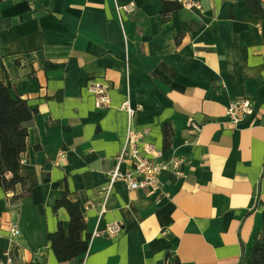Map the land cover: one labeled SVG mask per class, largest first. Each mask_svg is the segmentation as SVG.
I'll return each mask as SVG.
<instances>
[{
	"label": "crops",
	"instance_id": "crops-1",
	"mask_svg": "<svg viewBox=\"0 0 264 264\" xmlns=\"http://www.w3.org/2000/svg\"><path fill=\"white\" fill-rule=\"evenodd\" d=\"M162 1L182 4L166 22ZM125 2L133 14L117 0H0V81L35 111L20 163L31 193L13 201L20 187H0V260L9 252L12 264H165L169 254L180 264H243L264 212V0L261 14L245 0ZM90 81L109 84L107 108H95ZM239 97L260 110L233 127L225 107ZM129 131L164 163L159 197L122 181L103 194ZM65 190L84 200L85 234L121 228L58 263L47 235L58 222L67 233V212L53 210Z\"/></svg>",
	"mask_w": 264,
	"mask_h": 264
},
{
	"label": "trees",
	"instance_id": "trees-1",
	"mask_svg": "<svg viewBox=\"0 0 264 264\" xmlns=\"http://www.w3.org/2000/svg\"><path fill=\"white\" fill-rule=\"evenodd\" d=\"M123 3L124 0H117ZM249 11L261 14L262 8L259 0H245ZM182 8L178 1H162L160 17L166 22L169 15ZM35 111L28 102L18 95L12 96L9 88L0 81V187L5 192L14 191L20 187L21 193L14 195L12 200L28 197L31 186L26 177L20 174L21 155L25 151L29 124L32 122ZM172 129L168 123L162 125L163 148L170 146ZM84 200L68 199L67 190L63 191L56 200L53 210L65 209L69 222L65 233L61 222L53 233L47 235V240L58 263L77 260L87 251L90 238L85 234L86 224L82 216L81 206ZM243 264H264V212L262 213V227L255 230L252 243L243 251L241 256ZM165 264H180L176 257L169 254L165 256Z\"/></svg>",
	"mask_w": 264,
	"mask_h": 264
},
{
	"label": "built area",
	"instance_id": "built-area-1",
	"mask_svg": "<svg viewBox=\"0 0 264 264\" xmlns=\"http://www.w3.org/2000/svg\"><path fill=\"white\" fill-rule=\"evenodd\" d=\"M185 5L188 6L189 3ZM196 6L199 7L198 5ZM117 9L131 15L135 12L136 6L132 2L118 3ZM86 89L94 97L96 109L108 107L110 102L108 96L109 84L90 81L86 85ZM121 109L126 111L130 116L134 114L129 107V100H126L122 104ZM259 110L260 108L254 100L247 97H239L230 101L225 107V121L233 127H238L254 120ZM189 126L195 132L200 131V126L191 120L189 121ZM142 135L143 133L135 131L127 133L124 146L121 152L114 158V167L108 174L107 187L103 192L105 196L111 192L117 181L124 182L131 191L142 189L147 191L149 195L160 196L159 180L161 172L164 169V163L158 160V154L152 144L141 143ZM181 164H183L182 159H176L173 163L175 173L179 176H181V171L179 170ZM124 165H128L129 167L122 169ZM120 228L118 223H112L103 231H94L90 238L114 237L120 231ZM9 233L12 238H15L20 235V230L17 225H11ZM4 256V261L0 260V264L13 263V258L9 252H5ZM29 264L42 263L32 261Z\"/></svg>",
	"mask_w": 264,
	"mask_h": 264
}]
</instances>
